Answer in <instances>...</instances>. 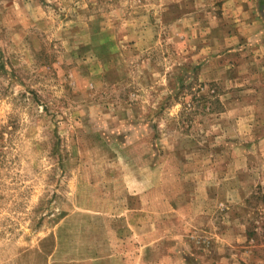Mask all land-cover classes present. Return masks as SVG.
Segmentation results:
<instances>
[{"label": "rangeland", "instance_id": "rangeland-1", "mask_svg": "<svg viewBox=\"0 0 264 264\" xmlns=\"http://www.w3.org/2000/svg\"><path fill=\"white\" fill-rule=\"evenodd\" d=\"M263 169L264 0H0V264H264Z\"/></svg>", "mask_w": 264, "mask_h": 264}, {"label": "crops", "instance_id": "crops-1", "mask_svg": "<svg viewBox=\"0 0 264 264\" xmlns=\"http://www.w3.org/2000/svg\"><path fill=\"white\" fill-rule=\"evenodd\" d=\"M261 173L264 176V169H263V171ZM103 241H104V239H103ZM115 256H118V255H115ZM115 256H114L113 253H104L103 252V256L101 257V259L95 260L94 262H96L97 264H109V262L111 260L115 259ZM116 263H118L117 260H116ZM71 264H74V263H71Z\"/></svg>", "mask_w": 264, "mask_h": 264}]
</instances>
